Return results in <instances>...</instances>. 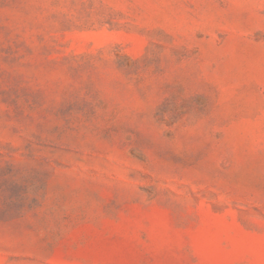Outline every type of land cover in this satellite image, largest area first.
Segmentation results:
<instances>
[{
	"label": "rangeland",
	"instance_id": "1",
	"mask_svg": "<svg viewBox=\"0 0 264 264\" xmlns=\"http://www.w3.org/2000/svg\"><path fill=\"white\" fill-rule=\"evenodd\" d=\"M0 264H264V0H0Z\"/></svg>",
	"mask_w": 264,
	"mask_h": 264
}]
</instances>
